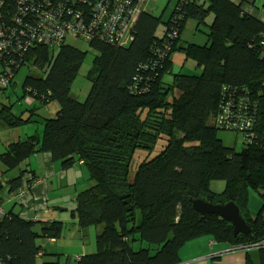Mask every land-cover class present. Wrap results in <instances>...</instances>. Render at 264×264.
Segmentation results:
<instances>
[{
    "label": "trees",
    "instance_id": "1",
    "mask_svg": "<svg viewBox=\"0 0 264 264\" xmlns=\"http://www.w3.org/2000/svg\"><path fill=\"white\" fill-rule=\"evenodd\" d=\"M72 1L89 14L100 0ZM145 1L117 38L65 35L56 45L27 43L25 30L34 17L12 24L16 33L0 53V95L14 87L18 69L31 64L42 74L26 75L22 90L39 105L22 116L0 100V124L15 131L33 121L40 106L55 102L58 108L39 119L41 130L7 137L0 151V195L7 189L23 199L36 178L25 161L48 153L50 162L63 167L83 163L90 180L75 195L71 216L80 229L100 231L94 252L74 264H180L179 249L201 236L242 250L244 264H264V246L252 247L264 238V0H176L166 20L144 7ZM9 5L3 4L2 17L8 24ZM189 20L196 29L207 26L204 44L183 40ZM160 23L164 30L158 35ZM68 38L93 51L83 101L70 90L88 51ZM184 61L198 72H184ZM218 130L239 135L241 148L224 145ZM14 169L17 174L9 176ZM211 180L224 181L220 192L210 189ZM250 189L261 191L253 216ZM191 198L234 202L249 232L234 235L232 225L214 214L201 218ZM64 227L60 220L25 219L1 209L0 264H35L39 239L59 238ZM254 248L257 263L250 257ZM44 254L42 264H57V253Z\"/></svg>",
    "mask_w": 264,
    "mask_h": 264
},
{
    "label": "crops",
    "instance_id": "2",
    "mask_svg": "<svg viewBox=\"0 0 264 264\" xmlns=\"http://www.w3.org/2000/svg\"><path fill=\"white\" fill-rule=\"evenodd\" d=\"M24 131L15 132L12 137H22ZM9 138L0 140V151L3 149V144L9 141ZM25 164L36 177L30 186V191L26 193L23 199L17 201L13 194L9 193L7 189H3L0 195L2 212L13 210L25 219L45 221L56 219L65 223L61 237L39 239L38 242L42 246V251L38 254L35 264H42L43 260L46 259L44 254L46 251L58 254L57 264H74L75 259L94 252L95 235L100 231L99 227L80 229L76 225V220L71 216L75 195L90 184L84 164L74 162L68 167H63L58 161L50 162L49 154L42 152L30 156ZM17 172L14 169L8 174L14 176ZM204 238V241L195 238L196 241L188 243L189 253L184 255L187 259L185 261L182 259V250L186 248L183 246L189 241L179 249L180 264H187L188 261H197L207 257L213 260L214 264L218 262L226 264L245 263V253L242 250L208 240L207 237ZM213 256L216 257V261L212 258ZM250 257L257 263L259 261L257 250L255 254L250 251Z\"/></svg>",
    "mask_w": 264,
    "mask_h": 264
},
{
    "label": "built area",
    "instance_id": "3",
    "mask_svg": "<svg viewBox=\"0 0 264 264\" xmlns=\"http://www.w3.org/2000/svg\"><path fill=\"white\" fill-rule=\"evenodd\" d=\"M113 1L114 4H110L107 0H100L88 11L89 14H81L72 0H0V53L8 49V38L16 33V27L12 24H20L23 16L30 20L34 17L25 30L24 39L27 43L33 41L56 45L65 35L77 36L85 41L112 37L114 33L115 38L122 37L130 20L138 12L137 5L143 0H136L135 5H132L131 0ZM9 2H12L13 7H10ZM67 2L71 3V7L64 6L63 3ZM5 3H8L9 11L12 12L9 24L2 18ZM16 45L19 47V42ZM1 83L5 84V78L1 79ZM262 246L264 238L252 245L256 248Z\"/></svg>",
    "mask_w": 264,
    "mask_h": 264
},
{
    "label": "rangeland",
    "instance_id": "4",
    "mask_svg": "<svg viewBox=\"0 0 264 264\" xmlns=\"http://www.w3.org/2000/svg\"><path fill=\"white\" fill-rule=\"evenodd\" d=\"M176 0H146L144 3V7H146L148 10L153 12V14L160 16L162 20H166L167 17L169 16L173 6L175 5ZM258 4H260V0L256 1ZM211 16V15H210ZM207 18V22L210 21L211 17ZM164 30V24L160 23L156 33L159 35L162 33ZM207 31V26L205 25H200L199 29H196L195 23L192 20H189L183 31H182V38L186 42H193L197 44H204L206 42V35L205 32ZM67 42L73 46H76L82 50H87V55L80 66V69L75 77V79L72 82L71 85V90L70 93L73 97H75L79 101H83L86 94L88 93L90 89V81L86 78V72L89 69L91 65V60L93 56V51L90 50L88 44H86L84 41H81L76 38H68ZM180 65V63H176L175 68H177ZM191 71H196L194 67L192 66V62L187 61L183 62V71L185 72H190ZM198 72V71H196ZM41 75L42 72L38 71L34 66L31 64H24L22 65L15 77H14V82L15 85L13 88H9L5 91V94L0 95V100H5L7 103L12 104V111L19 115L22 114V116H26L28 111L27 109H30L34 106H38L39 102L32 96L26 95L23 93L22 90V82L23 79L26 75ZM164 79L166 81H169L171 79V76L166 74L164 76ZM7 96V97H5ZM58 106L57 103L51 102L47 104L46 106H40V108L37 109V114L34 115V120L27 122L23 124L22 126L18 127L15 131L11 130L9 128H6V126L0 124V140L3 141L7 137H12L13 134L17 131H24L25 129L26 132L31 134L33 133L37 128L41 130L42 125L39 122L41 117H49L53 116L55 114V111L57 110ZM1 123V122H0ZM6 129V130H5ZM217 136L221 139L224 145L233 147L235 150H239L241 148V138L239 135L232 133V132H227V131H222L218 130L217 131ZM141 158V157H140ZM139 162L138 155L136 154L135 159L132 162V171L135 169V166ZM224 186V181L223 180H211L210 181V189L215 191V192H220ZM261 206V191L260 190H253L250 189L248 192V200H247V207H248V212L253 216L257 213ZM205 236L199 237L197 239H203ZM41 239V238H40ZM197 239H192L190 241H196ZM208 239V238H206ZM209 240V239H208ZM187 242L183 247L182 252V259L185 261L187 260L185 258V254L189 253V244ZM202 241V240H198ZM206 243V242H205ZM232 248V246L230 247ZM252 254L256 253V250H251ZM211 253V252H210ZM221 255V254H220ZM63 262V260H61ZM216 261V260H215ZM61 262V263H62ZM187 264H214V261L211 260L209 257L204 258V259H199L195 261H188Z\"/></svg>",
    "mask_w": 264,
    "mask_h": 264
},
{
    "label": "water",
    "instance_id": "5",
    "mask_svg": "<svg viewBox=\"0 0 264 264\" xmlns=\"http://www.w3.org/2000/svg\"><path fill=\"white\" fill-rule=\"evenodd\" d=\"M193 209L204 218L206 215H217L220 218L228 221L232 225V233L247 234L250 230L245 220L242 218L239 212L238 206L229 201L224 204H213L210 202L203 201L201 199H190Z\"/></svg>",
    "mask_w": 264,
    "mask_h": 264
}]
</instances>
